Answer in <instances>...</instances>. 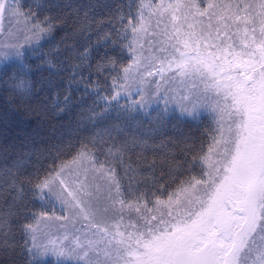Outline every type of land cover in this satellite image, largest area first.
<instances>
[{"label": "snow or ice", "instance_id": "6c2138e0", "mask_svg": "<svg viewBox=\"0 0 264 264\" xmlns=\"http://www.w3.org/2000/svg\"><path fill=\"white\" fill-rule=\"evenodd\" d=\"M97 7L107 10L110 5L90 4L83 11L78 5L58 18L71 30L65 35L73 42L65 45L68 51L63 59L46 69L41 91L58 88L63 80V107L54 104L56 111L63 112L69 107L72 89L82 85L85 95L92 91L96 95L86 109L88 118L100 120L110 116L108 107L100 106L99 100L110 104L122 94L130 98L133 90L140 99L127 106L117 105V109L123 108L117 112L119 123L110 124L92 137L91 146L82 142L83 150L70 162L62 161L58 170L53 169L43 179L37 175L34 187L47 188L62 206V214L56 219L66 221L82 237H77L76 246L68 247L66 252L55 247L51 251L88 258L86 264H264V0H138L135 7L128 5L127 13L123 5H117L107 20L96 18ZM5 13L32 15L31 11L21 12L17 0H0V17ZM45 20L49 21L47 27L42 22L27 26L26 21L28 34L24 39L38 40L41 34L50 33L54 26L52 17ZM105 23L111 25L107 30L102 29ZM93 33L97 35L95 44L111 39L113 45L120 44L127 50L131 60L122 68L123 75L117 72L110 77V88L89 79L93 74L103 75L108 68H117L112 57L102 56L94 64L91 62ZM77 38L83 42V51L76 45ZM16 55L22 54L16 51ZM176 77L210 81L206 88L223 94L225 103L221 110L230 122L226 134L222 133L216 142L218 158L211 161L205 157L209 168L202 175L207 180L198 181L202 196L188 199L176 208L175 214L169 197V210L160 212L159 219L153 214L159 211L158 207L128 204L137 214L143 208L144 214L138 216L137 222L124 225L126 203L121 198L117 168L127 175L143 166L155 170L158 161L167 163L171 171L175 163L174 157H158L156 153L167 147L163 141L155 142L165 135L163 116L156 123L145 125L133 113L138 111L137 106L144 107L149 92L167 93L165 85ZM21 84L26 85L27 81ZM24 95L26 111H48L39 96L32 99L35 93L31 88L24 87ZM187 98L182 97V101ZM182 101L181 112H188ZM13 139L11 144H0V179L15 192L8 210L0 214V256L4 257H10V249H15L9 242L10 220L25 203L23 191L16 192V186L33 183L26 175L27 168L32 164L38 174L41 163L39 154L25 150L31 141L29 135ZM97 143L112 145L102 152L103 160L96 154L101 151ZM133 157L136 168L132 167ZM175 203L179 205V201ZM164 204L156 201L158 206ZM113 217H117L116 223L109 226L107 221ZM77 224L81 227L77 228ZM122 226L131 230L125 234L120 231ZM25 227L33 233L32 248L26 251L34 258L49 254L47 246L37 243L35 229L31 225ZM6 228L9 231L5 232ZM90 253H95V258H90Z\"/></svg>", "mask_w": 264, "mask_h": 264}, {"label": "trees", "instance_id": "16d2710c", "mask_svg": "<svg viewBox=\"0 0 264 264\" xmlns=\"http://www.w3.org/2000/svg\"><path fill=\"white\" fill-rule=\"evenodd\" d=\"M156 2L159 3V0ZM103 3L110 5V8L104 10L97 7L96 18L107 20L109 13L117 5H123V11L127 13L128 5L132 4L135 7L138 0H17L21 12L25 14L32 12L31 16H19L23 24L22 30L27 31L26 21L27 26L42 22V26L47 27L49 21L45 20V17H52L50 22L54 26L50 33L41 34L40 39H31L30 42L23 43L20 52L22 55L16 56L14 60L5 61L0 67V144L5 142L11 144L15 142L13 138L26 134L31 137V141L26 145L25 150L29 154L36 153L41 156L38 174L32 164L27 168L26 175L33 180V183L16 186V192L23 191L25 203L23 209L10 220L9 242L15 245V249L14 251L10 249V257L0 256V264H33V261L35 264H61L48 257L34 258L26 251L32 248L33 233L25 226L31 225L32 229H35L39 243L54 223L62 221L56 219L62 214L61 204L50 195L47 188L43 190L35 188V179L37 175L39 179H43L48 172L53 169L58 170L62 161L70 162L79 151L83 150L82 142L91 146L92 137L110 124L119 123L116 119L117 112L123 111V108L117 109V105L127 106L132 100L140 99L138 93L134 91L130 98L122 94L117 101H112L110 104L99 100L100 106L108 107L110 116V119L100 120L88 118L86 109L92 105L96 95L94 91L85 95L82 85L72 89L69 107L63 112L54 108L56 103H60L63 107V96L66 94L63 80L59 81L60 87L46 92L41 91L44 77L47 76L46 69L63 59L68 51L65 45L73 42L65 35L66 31L71 30L59 23L58 18L64 13H70L75 6H81L83 11L90 4ZM110 27L111 25L107 23L102 25L103 30ZM96 39L97 35L93 33L91 62L94 64L102 56L112 57L116 61L117 68L115 70L108 68L103 75L93 74L89 79L99 80L110 88V77L117 72L123 75L122 68L131 63V60L127 50L120 44L113 45L111 39L95 44ZM75 42L83 51V42L78 38ZM105 76L109 79L106 80ZM22 81H27V84L22 85ZM24 87L33 90L35 93L32 96L33 100L37 96L44 100L48 111L36 113L26 111ZM102 94L107 95L108 92ZM180 105L176 97L164 92L157 97H145L144 107L137 106L138 111L133 113L136 119L145 125L154 124L161 115L163 116L166 125L163 129L165 135L157 137L155 142L159 144L163 141L167 147L157 149L156 153L158 157L160 155L174 157L175 163L171 171L167 163L160 164L158 161L155 170L143 166L138 172L130 171L127 175L118 167V178L121 180L123 193L121 198L126 203L124 210H130L128 204L153 208L157 200L167 203L169 197L176 202L183 192L194 191L202 186L198 181L207 180V176L202 175L209 168V162L205 157H210L211 161L218 158L219 149L215 145L221 140L222 133L226 134L227 113L219 110L216 112L215 109H191L182 113ZM111 146L110 144L101 146L97 143L101 151L96 154L101 160L105 158L102 152ZM32 160L34 163V155ZM132 167H137L135 157L132 160ZM161 172L165 174L161 175ZM13 195L15 192L3 184V179H0V214L8 210ZM4 231L7 232L9 229L6 228ZM2 239L3 236H0V240Z\"/></svg>", "mask_w": 264, "mask_h": 264}, {"label": "rangeland", "instance_id": "374dc122", "mask_svg": "<svg viewBox=\"0 0 264 264\" xmlns=\"http://www.w3.org/2000/svg\"><path fill=\"white\" fill-rule=\"evenodd\" d=\"M169 2V0H165V3ZM23 24L21 23V19L18 16H13L8 13H5L2 17H0V67H2L5 61L14 60L16 58V51L21 52L22 44L30 42V40H25L24 37L27 31L22 30ZM23 53V52H22ZM6 54V55H5ZM171 75V74H169ZM149 80H159V77H149ZM210 83V81H202L200 78L193 77V78H182L176 77L174 81L170 80L165 88H168V94L177 98L179 104H181L182 97H188L184 99L182 102L183 104L189 109H215L218 112L220 108V104L224 102L223 94L217 93L212 88H206L205 84ZM149 88H154V85H150ZM136 90H133V92ZM160 93H164L161 90ZM166 93V92H165ZM166 93V94H167ZM148 96H155L157 95L152 94L149 92L145 97ZM224 105L222 106V108ZM49 191V190H48ZM183 192V191H182ZM198 196H202V186L198 187L194 191H185L179 197V205L173 202L171 205V210L173 214H175V210L178 206L183 205L186 203L188 199H195ZM167 203L164 205H155L153 209L159 208V211L154 212L159 219L160 212H167L169 207L166 206ZM118 207V206H117ZM67 213H65L66 215ZM143 208L141 213L137 214L133 209L124 210V220L123 224L127 225L129 222H137L138 216L143 215ZM117 217L110 218L107 221L109 226H114L116 223ZM156 221H153L155 223ZM140 224H143V221H139ZM102 227L104 225H101ZM77 228H80L81 225L77 224ZM115 230L114 227L112 229ZM131 229H125L123 226L120 228V231L125 232L130 231ZM95 229H92V232H95ZM81 237V233L76 231V229L71 228L67 225L66 221L56 222L49 228V231L43 237L42 241L39 242L41 245L47 246L50 251L49 254L41 257H48L56 260L59 263L64 264H86L88 258L85 259H78L76 256L70 255H57L56 253L52 252L51 249L55 247L57 250H64L67 251L68 247H75L76 246V238ZM82 238V237H81ZM96 238V237H92ZM95 253H90V258H95ZM100 259H105L103 256Z\"/></svg>", "mask_w": 264, "mask_h": 264}]
</instances>
